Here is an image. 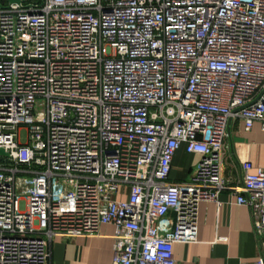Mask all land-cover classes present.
<instances>
[{
	"label": "built area",
	"instance_id": "obj_1",
	"mask_svg": "<svg viewBox=\"0 0 264 264\" xmlns=\"http://www.w3.org/2000/svg\"><path fill=\"white\" fill-rule=\"evenodd\" d=\"M235 119L264 131V0H0V264L104 225L111 264H178L227 189L264 235V168L225 177Z\"/></svg>",
	"mask_w": 264,
	"mask_h": 264
},
{
	"label": "crops",
	"instance_id": "obj_2",
	"mask_svg": "<svg viewBox=\"0 0 264 264\" xmlns=\"http://www.w3.org/2000/svg\"><path fill=\"white\" fill-rule=\"evenodd\" d=\"M225 177L231 186L243 179L242 162L249 160L252 171L264 168V131L256 122L246 131L242 119L229 127ZM201 156L183 146L173 162L171 180H187ZM174 216V213H171ZM102 236L57 237L51 244L52 264H111L114 227L104 225ZM178 264H259L264 260V235L256 233L250 209L237 202L232 189L225 190L219 201L202 202L198 210V242L176 243Z\"/></svg>",
	"mask_w": 264,
	"mask_h": 264
},
{
	"label": "water",
	"instance_id": "obj_3",
	"mask_svg": "<svg viewBox=\"0 0 264 264\" xmlns=\"http://www.w3.org/2000/svg\"><path fill=\"white\" fill-rule=\"evenodd\" d=\"M10 1L11 2H19L20 0H10ZM0 155L9 157V154L3 148H0Z\"/></svg>",
	"mask_w": 264,
	"mask_h": 264
},
{
	"label": "rangeland",
	"instance_id": "obj_4",
	"mask_svg": "<svg viewBox=\"0 0 264 264\" xmlns=\"http://www.w3.org/2000/svg\"><path fill=\"white\" fill-rule=\"evenodd\" d=\"M21 136H22V140L23 141H26V137H27V131H26V129H23L21 131Z\"/></svg>",
	"mask_w": 264,
	"mask_h": 264
}]
</instances>
